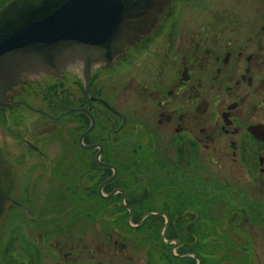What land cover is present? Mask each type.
Returning <instances> with one entry per match:
<instances>
[{
	"label": "flooded vegetation",
	"instance_id": "af4514ba",
	"mask_svg": "<svg viewBox=\"0 0 264 264\" xmlns=\"http://www.w3.org/2000/svg\"><path fill=\"white\" fill-rule=\"evenodd\" d=\"M162 8L112 63L26 80L0 108V264L257 261L264 0Z\"/></svg>",
	"mask_w": 264,
	"mask_h": 264
},
{
	"label": "water",
	"instance_id": "95a60500",
	"mask_svg": "<svg viewBox=\"0 0 264 264\" xmlns=\"http://www.w3.org/2000/svg\"><path fill=\"white\" fill-rule=\"evenodd\" d=\"M167 1L9 0L0 7V108L26 80L62 71L87 77L112 63L148 33ZM10 189L0 159V218Z\"/></svg>",
	"mask_w": 264,
	"mask_h": 264
},
{
	"label": "rangeland",
	"instance_id": "374dc122",
	"mask_svg": "<svg viewBox=\"0 0 264 264\" xmlns=\"http://www.w3.org/2000/svg\"><path fill=\"white\" fill-rule=\"evenodd\" d=\"M8 1L9 0H0V7H2L3 5H5V3L8 2ZM5 114H6V112L0 113V117H3L5 119V117H4ZM6 115H7V118L9 119L8 114H6ZM3 124L4 123L1 124L0 136H1V131H2V125ZM7 124H8V122L4 124V128H5V125H7ZM9 193H10V191H9ZM10 198H11V196H10ZM226 227L228 228L230 226L227 225ZM237 230L241 233V234H239V236L257 235L261 231L260 228L258 229L256 227H252V229H248V227H247V230L246 229L245 230L244 229H241L239 227ZM240 242L241 243L239 244V246L247 245V243L245 241H243V240H241ZM255 242H256V244L253 246L254 249H252V247H251V250L252 251H250V253H255L256 260H257L255 262V264L260 263V262L264 264V241H261L260 239L259 240L256 239Z\"/></svg>",
	"mask_w": 264,
	"mask_h": 264
},
{
	"label": "bare ground",
	"instance_id": "6f19581e",
	"mask_svg": "<svg viewBox=\"0 0 264 264\" xmlns=\"http://www.w3.org/2000/svg\"><path fill=\"white\" fill-rule=\"evenodd\" d=\"M158 15H159V14H157V18H156V20H155V21H157V22H158V20H157V19H158ZM155 21H154V22H155ZM157 22H156V23H157ZM138 39H140V37H139ZM135 43H136V41H135L134 43H132V44H129V46H133V45H135ZM129 46H128V47H129ZM124 53H125V52H124ZM124 53H123V54H124ZM123 54H122V55H123ZM98 65H99V64H98ZM102 65H103V64H102Z\"/></svg>",
	"mask_w": 264,
	"mask_h": 264
}]
</instances>
